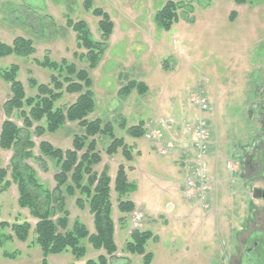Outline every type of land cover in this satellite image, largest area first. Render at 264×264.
Segmentation results:
<instances>
[{"label": "rangeland", "instance_id": "obj_1", "mask_svg": "<svg viewBox=\"0 0 264 264\" xmlns=\"http://www.w3.org/2000/svg\"><path fill=\"white\" fill-rule=\"evenodd\" d=\"M86 1L89 0H0V40L8 44L18 36L34 40V55L0 57L2 68L20 65L18 80L23 82L28 96L37 94L29 86L30 77L39 83H50L52 74L36 59L49 55L52 60L66 59L88 69L83 58L87 51L78 47L77 34L67 25L69 19L86 21L94 39L101 40L100 18L93 9L85 8ZM167 1L90 0L92 8L100 7L110 14L115 28L98 67L88 69L97 102L88 118L111 122L119 137L125 135L121 124L130 127L144 121L148 133L154 121L157 130L167 137L175 126L178 129L185 121L198 118L200 110L192 103V96L202 92L210 105L202 114L208 118L211 130L212 192L206 196L209 208L184 197L183 169L171 162V153H159L161 142L150 141L146 135L136 140L127 137L131 152L140 147L141 154L136 150L127 157L120 149L110 156L106 153L110 137L98 136L103 160L97 169L108 165L114 180L119 165L124 164L129 180L137 183L136 191L127 197L136 206L131 213L119 210L117 194L112 191L118 251L109 264H145L142 255L126 251L134 229L132 218L138 210L144 213L138 229L150 230L159 238L147 243V250L153 253L151 264H246L242 255L244 241L258 229L255 222L262 219L264 200L252 197L256 183H247L238 172L243 155L251 153L255 141L263 135L262 121L253 108L264 97V0H172L185 6L179 9L180 19L164 30L155 17ZM234 11L236 15L231 17ZM134 80L145 82L148 90L143 94L137 90L128 96L120 94L121 88ZM9 96V84L0 78V124L6 119L3 104ZM77 96L65 93L56 104L66 106ZM13 120L22 125L19 118ZM168 120L173 121L172 128H168ZM83 132L77 123L68 122L55 132L34 136V151L40 154L38 144L42 140L70 149L75 134ZM11 156L12 150L0 147V169L9 166ZM45 159L47 169L37 161L29 162L40 180L54 188L59 167L52 159ZM257 185L263 187L264 183ZM1 189L0 186V221L10 226L0 228V264H43V251L34 232L37 219L19 206L15 183ZM79 196L77 193L67 199L70 222L73 224L79 217L94 232L89 209L76 203ZM24 222H29L32 230L27 241H20L11 225ZM259 242L255 255L249 258L253 262L250 264H264V239ZM101 253L105 251L88 244L82 258L68 250L50 254L47 260L49 264H86Z\"/></svg>", "mask_w": 264, "mask_h": 264}, {"label": "trees", "instance_id": "obj_2", "mask_svg": "<svg viewBox=\"0 0 264 264\" xmlns=\"http://www.w3.org/2000/svg\"><path fill=\"white\" fill-rule=\"evenodd\" d=\"M236 2L243 3L245 0ZM184 6L185 4L172 0L167 1L156 14L157 25L164 30L171 29L173 23L180 19L179 9ZM85 8L93 9V14L100 18L98 25L101 40L94 39L86 21L69 19L67 25L76 32L78 47L87 51L83 58L88 69H95L109 47L115 23L103 8H92L90 0L85 2ZM235 15L234 11L231 17ZM35 51L34 40L30 37L18 36L11 44L0 40V57L15 54L28 58L34 55ZM36 63L50 69L52 74L50 83H39L35 78H29V86L37 90L34 96H28L23 82L18 80L19 64L0 67V78L10 87V96L3 104L6 119L0 124V147L12 150L9 166L0 169L1 190L4 191L15 183L18 188L19 206L28 209L37 219L34 232L36 242L43 251V264H49L48 255L68 250L76 258H82L86 255L88 244L96 250H104L105 253L88 259L86 264H109L110 258L115 257L118 251L112 191L117 194L119 210L122 213H131L136 206L127 197L136 191L137 183L129 180L124 164L119 165L114 180L108 165L102 170L97 169L96 166L103 160L97 137H110L111 142L106 149L108 155H114L121 149L122 154L131 157V148L127 145L126 138L136 140L143 137L146 135V125L144 121L130 127L121 124L125 135H115V127L111 122H104L101 118H88L97 108L92 89L93 80L88 69L79 68L75 62L66 59L60 62L52 60L49 55L42 60L36 59ZM134 90L143 94L148 90V86L143 81H130L121 88L120 94L128 96ZM65 93L78 96L66 106L57 105ZM14 117L22 120V125L14 121ZM68 122L77 123L84 131L82 134H75L72 148L63 150L49 141L42 140L38 144L40 154L36 155L34 149L37 145L33 137L55 132ZM45 157L55 161L59 167L54 175V188H49L40 180L37 170L29 162L37 161L47 169ZM77 193L80 194L76 199L78 206L87 207L93 216L94 232H91L79 217L73 224L70 222L71 213L67 199L75 197ZM8 226L10 224L7 221H0V228L5 229ZM11 228L20 241H27L32 225L29 222L15 223ZM8 236L6 237L11 239ZM152 239L159 240L152 231L135 228L126 242V251L142 255L144 263L151 264L153 253L146 247ZM2 243L3 241H0V245ZM4 255L11 257L8 252Z\"/></svg>", "mask_w": 264, "mask_h": 264}, {"label": "built area", "instance_id": "obj_3", "mask_svg": "<svg viewBox=\"0 0 264 264\" xmlns=\"http://www.w3.org/2000/svg\"><path fill=\"white\" fill-rule=\"evenodd\" d=\"M192 103L199 110L196 120L185 121L182 126L168 131L165 137L152 121L151 131L146 133L150 141L162 143L161 155L175 154L184 173L182 192L189 201H195L203 208H209L206 196L212 192L209 154L211 149V130L208 118L202 116L210 108L209 100L202 92L192 96ZM173 132V133H172ZM144 220V213L138 210L132 218V226L139 228Z\"/></svg>", "mask_w": 264, "mask_h": 264}, {"label": "flooded vegetation", "instance_id": "obj_4", "mask_svg": "<svg viewBox=\"0 0 264 264\" xmlns=\"http://www.w3.org/2000/svg\"><path fill=\"white\" fill-rule=\"evenodd\" d=\"M263 95L264 93L262 96ZM262 100V102L256 103V105H254L253 110H257V113L262 121L263 135H261V137L255 141L256 143L253 145L252 152L247 153L246 156L243 155L239 169L240 171L238 172V174L241 175V179H244V181L247 183H256V186L252 190V197L258 200H264V186L259 187L257 185V183L260 182L264 183V97ZM257 188L261 189V191L256 193L255 190ZM256 194L259 196L256 197ZM262 212V219L255 222V226H257L258 229L249 234V237L246 239V241H244V251L242 255H244L243 262H246V264L253 263L249 261V258L251 255H255V249L260 245L259 241L264 239V208ZM250 240H254L253 245H251L252 243H250ZM235 248H238V245L235 246ZM229 259H231V257H229Z\"/></svg>", "mask_w": 264, "mask_h": 264}, {"label": "crops", "instance_id": "obj_5", "mask_svg": "<svg viewBox=\"0 0 264 264\" xmlns=\"http://www.w3.org/2000/svg\"><path fill=\"white\" fill-rule=\"evenodd\" d=\"M168 121H171L172 123H171V125H168V124H167V126H168L169 128H172V126H173V121H172V120H168ZM168 121H167V123H168ZM174 128L176 129L177 127L175 126ZM174 128H172V130H173ZM161 144H162V143H161ZM136 150H137V153H138V154H141V149H140V147H138V149H136ZM136 150L134 149V151L131 152V155H133V153H135ZM173 156H174V157H173ZM170 160H171V162L174 163L176 166H178V167L181 166L180 163L177 162V161H178L177 155L172 154V158H171ZM182 185H183V183H182ZM181 187H182V186H181ZM92 232H93V231H92Z\"/></svg>", "mask_w": 264, "mask_h": 264}, {"label": "water", "instance_id": "obj_6", "mask_svg": "<svg viewBox=\"0 0 264 264\" xmlns=\"http://www.w3.org/2000/svg\"><path fill=\"white\" fill-rule=\"evenodd\" d=\"M171 123H172L171 121H168V123H167V124H168V125H171ZM255 191H256V193H257V192H260V191H261V189H258V188H257ZM257 196H259V195H257V194H256V197H257Z\"/></svg>", "mask_w": 264, "mask_h": 264}]
</instances>
